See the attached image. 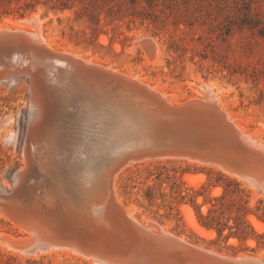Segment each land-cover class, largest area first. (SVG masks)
Here are the masks:
<instances>
[{
	"label": "water",
	"instance_id": "water-1",
	"mask_svg": "<svg viewBox=\"0 0 264 264\" xmlns=\"http://www.w3.org/2000/svg\"><path fill=\"white\" fill-rule=\"evenodd\" d=\"M33 58L46 75L32 67L20 71ZM1 62H12L14 73L25 79L29 73L38 78L37 94L55 126L30 135L32 162L38 160L39 147L62 133L73 140L59 146V154L79 153L74 158L82 166L74 176L48 163L40 169L33 165L9 187L1 185L0 208L23 230L5 243L27 255L66 249L94 264H264L255 254H229L183 240L147 218L131 220L114 201L112 181L121 170L166 159L216 167L247 180L264 196V175L246 166L258 162V151L238 138L215 98L161 100L125 71L48 50L38 36L22 29H0ZM69 113L76 116L71 119ZM258 150L263 160L264 146Z\"/></svg>",
	"mask_w": 264,
	"mask_h": 264
},
{
	"label": "rangeland",
	"instance_id": "rangeland-1",
	"mask_svg": "<svg viewBox=\"0 0 264 264\" xmlns=\"http://www.w3.org/2000/svg\"><path fill=\"white\" fill-rule=\"evenodd\" d=\"M33 2H37L34 8L26 9ZM59 4L72 8L60 10ZM4 9L8 12L0 14L3 27L13 28L16 21L36 14L41 34L52 48L74 50L77 56L125 71L171 103L200 96L199 87L208 83L231 120L264 141V0H2L0 10ZM143 36L155 43L152 50L140 42ZM26 81L22 76L0 81V186L9 187L23 162L18 122L28 105ZM217 173L250 189L245 197L249 209L258 206L260 197L264 199L238 177L216 167L172 159L127 166L114 177V189L138 221L155 219L167 231L220 252L264 253V248L251 251L252 239L245 244L236 238L214 242L215 232L207 229L212 233L206 234L189 224L186 206L196 218L190 205L173 202L171 184L197 190L209 176L214 183ZM220 192V186H213L208 195ZM248 219L262 226L257 231H264V223L254 215ZM1 232L15 235L23 230L0 213ZM1 250L0 264H89L63 252L19 256Z\"/></svg>",
	"mask_w": 264,
	"mask_h": 264
},
{
	"label": "bare ground",
	"instance_id": "bare-ground-1",
	"mask_svg": "<svg viewBox=\"0 0 264 264\" xmlns=\"http://www.w3.org/2000/svg\"><path fill=\"white\" fill-rule=\"evenodd\" d=\"M14 25H15V27H13V28H10V26H7V25H6V27H3L2 25H0V29H8V30L22 29L24 31L31 32L32 34L38 36L39 39L42 40L45 48L48 49V50H51L53 52L62 53L64 55H66V56H69L70 58L87 59V60H89L91 62H94L91 59L84 58L83 56H77L78 53L76 52L77 54H75L74 50H73V52L72 51H67L65 49L60 51V50L52 48L47 43V41L44 39V37L41 34V31H40L41 30L40 20H39V18H38V16L36 14H33L31 17H28L26 19L19 20L18 22L16 21L14 23ZM139 40L142 43V45L144 46V48L147 49V50H152L155 47V43L149 37H144L143 36V37H140ZM13 66L14 65H13L12 62H6V63L5 62H1L0 63V68H1V70H0V81H2L4 79L13 78L14 76H21V75H16L14 73V69H12ZM45 66L48 67V65H45ZM29 67H32L35 70H38L40 72V74H42V75L43 74L46 75V70L39 68V65H37V60L35 58H33V62H31L27 67H24V68L21 67V70L20 69H16V70H20L22 72H27ZM110 68H112V67H110ZM11 71H12V73H11ZM116 71L122 72V71H119V70H116ZM128 75L134 77L133 75H130V74H128ZM28 76H29L28 79L26 78L27 79V81H26V83H27L26 84L27 85V89H26L27 90L26 91L27 103L26 104H28V105H27V107L25 105V109L26 110H24L22 112L21 118L20 119L18 118L20 120V122H18V123H20L19 124V128H18L19 129L18 130V136H19V140L18 141H19V145H20L19 149H20L21 154H22L23 162L17 168V170L15 172L16 176L13 177L12 181H16L19 176H23L24 177L25 173L29 172V169L32 170L33 165H34L35 168L40 169V167L45 168L46 163H48V165L50 167L55 168L56 171L67 170L69 173H71V175H74V176L80 175V174H76V172L79 173V171H81V167L82 166L80 167V166L77 165V163L80 162V159L74 158L75 156L78 157L79 153H77V154L75 153L74 157H72L73 152H71V154H70V152L69 153H64V154H59V152L57 150L59 148V146L61 148L65 147V145H67L69 141L73 140L72 139L73 137L70 139L67 136H62L61 135L62 133H60L59 136H57L54 139V141H52V143L49 144V142H48V145L39 147L38 148L39 154L37 156L38 160H37L36 163L32 162V157H34L32 154H35V151H33V150H29L28 151V141H29L30 135L37 134V135L40 136V134H39L40 132L42 133L44 130H55L54 129L55 126L53 124V121H51L52 120L51 119V115L50 114L48 115V111L45 110L46 109L45 108V102L40 100V95L37 94L38 93V91H37L38 88L37 87L40 84L39 81H38V78L35 75H32L30 73H29ZM137 80L142 83V81L139 80L138 78H137ZM143 84L149 86L146 83H143ZM199 89L201 91V94H199L200 96H194V97H191V98H197V97L198 98H201V97H206V98H212L213 97V98H215L214 93L212 91V88L210 87V85L208 83H203L199 87ZM153 91L156 94H158V96L160 97L159 99L167 101V102H170L169 100H166L164 98V95L162 93H159L158 91H156L154 89H153ZM59 104L60 103H58V105ZM60 105L62 106V104H60ZM65 105H69V104L65 103ZM225 114H226L225 116L227 117V119L233 124V126L235 128V131H237L236 135L238 136V138L240 136V140H243L245 143L247 142V144L252 149L258 151L257 152L258 153L257 154L258 162L257 163L253 162V163H250V164H248L246 166L252 171H255V170H257L259 172L261 171V173L264 175V171H262V166L260 165V162L262 164H264V158H263V160H260V156H261L262 152L260 150H258V148H262L264 146V141L258 139L253 132H246L242 127H240L239 124H237V122L234 123L231 120V117L226 112H225ZM69 116H71L72 117L71 119H73L76 115L72 114V113H69ZM9 118H8V120H9ZM16 147H18V146H16ZM43 152H47V156L46 157L43 156ZM44 158L46 160H48V161L44 162L43 161ZM253 159L255 161V158H253ZM249 160L252 161V158H249ZM189 162H192V161H189ZM37 163H39V166L36 165ZM193 163H195V162H193ZM77 168H79V169H77ZM84 171L85 170L83 168L82 172H84ZM82 172H80V173L82 174ZM89 172H91V171H89ZM43 173H46V172H43ZM243 181L248 184L247 180L243 179ZM1 191H3V190L0 189V192ZM112 191H113L114 201H115V203L118 204L120 211H122V213L125 216H127L129 219L134 220V221L135 220L138 221L135 218V216L133 215V213H132V209L133 208L125 207L122 204V201H120L121 199L119 200L117 198L116 193H115V189H114V179L112 181ZM186 207L188 208L186 212H187L188 220L190 221L189 224H191L192 226H194V228H196L197 230H199L201 232H204L206 234L207 233L211 234L212 231H208L206 228H203L202 226L199 225V223L196 221V218L193 216L191 208L188 207V206H186ZM185 210H186V208H185ZM0 213L5 215L1 208H0ZM147 221H150L151 225L154 226L155 228H161L164 231H167L165 226L159 224L158 222H156L154 220H151V219H147ZM252 222H253V224L255 225V227L257 229L262 227V226L259 227V223H257L256 221L252 220ZM36 232H38L37 229H36ZM37 237H39V235ZM180 238H182V237H180ZM10 239H14V236L12 234L1 232L0 233V247H1L0 249H2L5 253L12 254V255L29 256V254L27 255L26 253H23L22 251H20L21 250L20 247L10 246L7 243H5V241L10 240ZM3 240H5V241H3ZM183 240H185V239H183ZM49 252H63V253H66L67 255L73 254L76 257H80L81 259L83 258L89 264H94L91 261V259H89L87 257H84L82 255H78V254H74V253L70 252L69 250L61 249V248L48 249L47 251H44V252L43 251H36L31 256H36V255H40L42 253H49ZM257 257L260 258V259H264V253L258 254Z\"/></svg>",
	"mask_w": 264,
	"mask_h": 264
},
{
	"label": "trees",
	"instance_id": "trees-1",
	"mask_svg": "<svg viewBox=\"0 0 264 264\" xmlns=\"http://www.w3.org/2000/svg\"><path fill=\"white\" fill-rule=\"evenodd\" d=\"M36 3H29L26 5V9L34 8ZM20 8L18 7V9ZM57 8L63 10L72 7L59 4ZM4 12L7 13V9L0 10V14ZM216 177L217 180L212 183L209 176L197 190L192 188L190 191L187 188L183 190L180 188V184L176 186L171 184L169 194L177 206L187 204L193 208L199 225L215 232L214 242H226L229 238H236L239 243L245 244L249 239H252L255 245L251 247V251L256 248H264V231H257L253 222L248 219V215L252 214L264 223V199L260 197L258 206L251 210L246 206L247 199L245 198L248 196L249 188L243 186L236 178L220 173H217ZM213 186H220L221 192L217 195H208L209 188L211 189ZM149 195L147 194V196ZM229 195L237 198L230 199ZM199 196H201L200 201L198 200ZM156 198L152 188V201ZM204 207L205 210H203ZM259 211L261 212L259 213ZM159 217H163V215L159 214Z\"/></svg>",
	"mask_w": 264,
	"mask_h": 264
}]
</instances>
